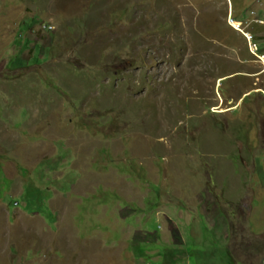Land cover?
<instances>
[{
  "label": "rangeland",
  "instance_id": "obj_1",
  "mask_svg": "<svg viewBox=\"0 0 264 264\" xmlns=\"http://www.w3.org/2000/svg\"><path fill=\"white\" fill-rule=\"evenodd\" d=\"M257 15L0 0V105L30 104L0 107V264H264V67L229 24Z\"/></svg>",
  "mask_w": 264,
  "mask_h": 264
},
{
  "label": "built area",
  "instance_id": "obj_2",
  "mask_svg": "<svg viewBox=\"0 0 264 264\" xmlns=\"http://www.w3.org/2000/svg\"><path fill=\"white\" fill-rule=\"evenodd\" d=\"M231 21H238L237 29L242 31L243 35L245 36L249 44L251 52L257 57V59L262 63L264 67V53L261 52L260 50V46H259L258 40L256 38V33H255L256 25L258 24L264 25V19L255 17L252 19V21L246 22L244 29L242 28L243 21H239L233 17H230L229 24H231ZM47 26L48 25L46 24L43 25L44 28H47Z\"/></svg>",
  "mask_w": 264,
  "mask_h": 264
},
{
  "label": "crops",
  "instance_id": "obj_3",
  "mask_svg": "<svg viewBox=\"0 0 264 264\" xmlns=\"http://www.w3.org/2000/svg\"><path fill=\"white\" fill-rule=\"evenodd\" d=\"M257 16H259L258 18H262V17H260V15H257ZM262 19H264V17L262 18ZM237 23H238V21H236ZM258 26H262V27H264V25H262V24H258V25H256V29L258 28ZM257 37V36H256ZM261 47V46H260ZM261 50H262V48H261ZM264 53V52H263ZM233 76H231V77H229V78H232ZM248 94H250V93H248ZM247 95V94H246ZM23 103V104H26L28 107H30V104H29V101L27 100V99H23L22 98V96H21V94L20 95H18V97L15 95L14 97H13V101H10L9 103H6V102H2L1 103V105H0V107L1 108H3L4 110H7V111H9V110H11V111H16L17 110V103ZM3 104V105H2ZM10 113V112H9ZM3 125H6V124H3V123H0V131L2 130V128H3ZM9 132H10V134H9V136H12V135H14V134H17V131L16 130H13V129H10L9 128Z\"/></svg>",
  "mask_w": 264,
  "mask_h": 264
},
{
  "label": "bare ground",
  "instance_id": "obj_4",
  "mask_svg": "<svg viewBox=\"0 0 264 264\" xmlns=\"http://www.w3.org/2000/svg\"><path fill=\"white\" fill-rule=\"evenodd\" d=\"M231 24H232L234 27L238 28V23H237L236 21H231Z\"/></svg>",
  "mask_w": 264,
  "mask_h": 264
},
{
  "label": "trees",
  "instance_id": "obj_5",
  "mask_svg": "<svg viewBox=\"0 0 264 264\" xmlns=\"http://www.w3.org/2000/svg\"><path fill=\"white\" fill-rule=\"evenodd\" d=\"M257 38V37H256Z\"/></svg>",
  "mask_w": 264,
  "mask_h": 264
}]
</instances>
